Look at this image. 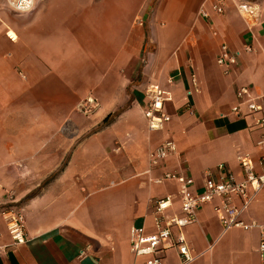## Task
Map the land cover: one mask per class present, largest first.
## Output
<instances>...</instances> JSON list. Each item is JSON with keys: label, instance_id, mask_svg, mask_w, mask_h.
Here are the masks:
<instances>
[{"label": "crops", "instance_id": "obj_1", "mask_svg": "<svg viewBox=\"0 0 264 264\" xmlns=\"http://www.w3.org/2000/svg\"><path fill=\"white\" fill-rule=\"evenodd\" d=\"M220 1L222 14L211 8ZM240 3L254 5L256 16H243ZM6 6L0 1V264H134L131 230L152 233V201L179 190L151 176L182 172L201 194L207 173L220 177V163L241 173L239 153L264 172L257 144L264 129L256 123L264 115V0H36L25 12ZM223 42L239 53L230 73L217 63ZM152 83L172 97L163 130H151L144 115ZM242 86L258 97L261 112L246 104L233 111ZM90 97L95 107L85 112L79 106ZM166 139L178 151L149 174L150 153ZM11 191L24 209L27 242L19 246L1 216ZM244 220L264 227V190ZM186 236L196 257L190 264H261L262 229L224 231L214 204L199 210ZM181 261L176 250L165 258Z\"/></svg>", "mask_w": 264, "mask_h": 264}, {"label": "built area", "instance_id": "obj_2", "mask_svg": "<svg viewBox=\"0 0 264 264\" xmlns=\"http://www.w3.org/2000/svg\"><path fill=\"white\" fill-rule=\"evenodd\" d=\"M10 8L18 12L29 11L33 8L36 0H0ZM215 13H224L222 1L212 3ZM240 13L247 16H256L257 8L249 3H240ZM200 15L209 17L210 12L204 7ZM216 33V32H215ZM7 36L16 41L17 37L12 32ZM247 46V51H252ZM237 52H233L230 46L223 42L220 45L217 63L224 68L225 73H230L238 61ZM195 81V80H194ZM168 84L174 82L169 77ZM147 104L144 115L151 130H163L171 121V115L165 110V103L172 97L170 92L158 83H152L146 90ZM236 96L239 104L233 107V111L239 113L243 104L248 106L251 113L261 112L262 106L258 97L252 95L248 86L240 87ZM96 99L90 97L86 103L80 104V109L91 112L95 107ZM258 126L264 129V115L256 119ZM258 146L264 151V136L258 141ZM178 146L173 139H166L150 153V168L148 173L159 167L170 155L177 153ZM237 159L241 166V173L236 174L227 168L225 163L218 165L221 175L218 179L207 173L204 181V191L197 194L194 191V179L182 172L165 171L161 175L151 176L150 181L154 184H164L175 181L179 185L177 196L166 195L155 199L151 204V216L153 218V232L146 233L144 228H133L130 234V251L134 258V264H165V258L171 250H176L181 257V264H190L195 260L187 236V228L198 222L199 210L208 204H214V213L221 223L224 231L242 229L249 231L254 228L262 229V239L259 245L261 264H264V227L257 222L247 223L244 215L256 200L260 192L264 190V172L259 173L255 169L254 161L249 153H239ZM264 161V154L262 156ZM8 205L1 212V216L7 223V230L15 245L26 244V224L24 209L16 201L15 193L9 192ZM237 200L241 203L238 204ZM179 202V208L176 203ZM87 256V250L80 253V258Z\"/></svg>", "mask_w": 264, "mask_h": 264}, {"label": "trees", "instance_id": "obj_3", "mask_svg": "<svg viewBox=\"0 0 264 264\" xmlns=\"http://www.w3.org/2000/svg\"><path fill=\"white\" fill-rule=\"evenodd\" d=\"M123 109L110 113L105 119L102 126L108 125L113 122L121 113Z\"/></svg>", "mask_w": 264, "mask_h": 264}, {"label": "rangeland", "instance_id": "obj_4", "mask_svg": "<svg viewBox=\"0 0 264 264\" xmlns=\"http://www.w3.org/2000/svg\"><path fill=\"white\" fill-rule=\"evenodd\" d=\"M6 7H8V6H6ZM9 8V7H8ZM12 9V8H11ZM148 88V87H147Z\"/></svg>", "mask_w": 264, "mask_h": 264}]
</instances>
